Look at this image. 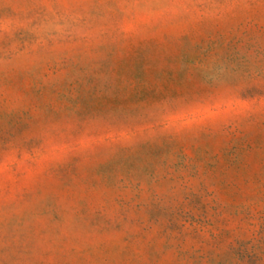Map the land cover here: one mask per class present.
<instances>
[{"label": "rangeland", "instance_id": "rangeland-1", "mask_svg": "<svg viewBox=\"0 0 264 264\" xmlns=\"http://www.w3.org/2000/svg\"><path fill=\"white\" fill-rule=\"evenodd\" d=\"M0 264H264V0H0Z\"/></svg>", "mask_w": 264, "mask_h": 264}]
</instances>
